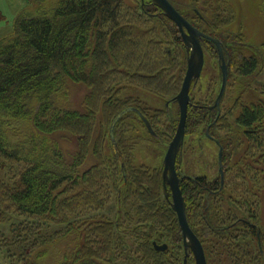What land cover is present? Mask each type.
Segmentation results:
<instances>
[{
  "label": "trees",
  "instance_id": "obj_1",
  "mask_svg": "<svg viewBox=\"0 0 264 264\" xmlns=\"http://www.w3.org/2000/svg\"><path fill=\"white\" fill-rule=\"evenodd\" d=\"M30 1L36 10L24 11L13 35L0 40V264H195L165 197L162 170L131 165L122 140L111 162L105 156L107 137L113 144L105 127L111 129L127 108L157 133L146 111L120 94L127 86L164 95L177 88L172 65L186 49L177 24L152 0ZM229 7L225 12H232ZM214 16L219 28L220 15ZM201 30L218 38L226 60L234 61L228 41ZM202 43L217 55L212 41ZM257 68L256 56L241 58L242 75ZM70 82L87 85L85 112L65 107ZM202 107L191 102L187 132L203 123ZM129 113L118 121L115 137ZM236 123L254 160L244 157L231 166V140L221 144L224 182L220 174L215 180L188 175L180 183L208 264H264V100L246 105ZM66 143L77 149L75 160L68 159ZM88 158L93 161L82 171ZM203 192L208 197L202 212ZM223 193L228 203L222 198L221 208L213 210V199ZM113 200L115 220L106 211L112 212ZM76 233L73 249H54L50 261H43L44 248ZM155 243L168 248L157 250Z\"/></svg>",
  "mask_w": 264,
  "mask_h": 264
},
{
  "label": "rangeland",
  "instance_id": "obj_2",
  "mask_svg": "<svg viewBox=\"0 0 264 264\" xmlns=\"http://www.w3.org/2000/svg\"><path fill=\"white\" fill-rule=\"evenodd\" d=\"M224 1L171 0L181 13L183 12L189 15L191 19H194L198 23L201 29L214 32L220 39H224L226 42L228 41L230 43L227 45L229 49L228 53L234 57L233 62L232 60L231 62L226 60L229 63L231 74L229 75L227 88L221 100L220 107H214L223 83L218 49L217 55H213L203 44L205 51L204 68L201 77L193 83L191 88V102L200 104L201 107L203 106L198 109L206 118L203 119V123L197 129L190 132H187L186 129L187 134L180 152L181 155L179 154L180 158L178 156L179 170L183 175L188 174L193 177L206 176L210 180L220 178L219 159L221 147L217 142L212 140L214 137L223 146L228 145L231 140L236 142L235 148L231 146L233 152L231 153V166L242 162L244 157H246L245 160L247 161L254 160L250 156V141L244 136V129L237 125L236 119L246 105L264 100V0ZM222 4H224V7ZM229 5L232 12H225V8ZM36 8L37 6L30 0H0V40L13 35L16 19L24 11L34 12ZM215 14H219L221 18L219 28L213 24ZM174 51L169 50L170 56H172V52ZM182 52V54L181 52L178 53L179 58L172 65V68L178 72L179 80L175 90L164 95L160 92H153L150 89L127 86V89L125 88L120 94V98L122 99L126 98L128 100L129 98L131 106L141 107L146 111L149 119L154 122V127L158 134H151L145 123L141 122L139 115L131 111L132 113L128 112V116L121 121L116 132V140H122L125 145L128 144L127 147L131 152V165L135 167L145 166L150 169H161L162 179L165 155L177 131L180 119L179 104L176 97L181 90L187 72L189 58L187 48ZM244 56H256L258 58V68L252 76L247 77L241 74L239 63ZM170 59H173V57H170ZM89 92L87 85L84 83L70 82L67 86L68 97L65 107L85 112L87 108L85 101ZM98 114H100V120H102L101 113ZM219 118H222L223 121L217 126ZM262 127H264V124H262ZM105 132L110 135L109 126L105 127ZM109 139L107 137L106 143L108 146L105 150V156L110 161V157L114 159V154H117V148L115 149L113 144H110ZM65 150L67 151L68 159H76L75 152L77 149H74L70 143L65 144ZM228 152L230 153L229 150ZM92 161L89 158L85 160L81 170H86ZM262 173V177L264 178V170ZM221 196L220 199L217 198L218 196L213 199L212 208L215 211L220 207V204H223L221 201L222 198H225L228 203L229 195L223 193ZM165 197L171 204L172 198H167L166 194ZM207 197L208 194L204 192L198 196V201L203 209L202 212L205 206L204 198ZM113 198L115 199V197ZM262 201V210L259 219L264 229V198ZM114 204L115 200H113V204L111 205L112 212H110L111 210L106 211L111 215V219L113 218L115 220L114 212H116L117 207ZM224 208L223 206L222 209L224 210ZM202 220L203 218L199 217L196 224L202 227ZM78 239L79 235L77 233L71 234L57 244L44 248L47 254L43 261L47 263L50 261L53 257L50 252L54 249L56 251L59 248L61 252L73 249Z\"/></svg>",
  "mask_w": 264,
  "mask_h": 264
},
{
  "label": "water",
  "instance_id": "obj_3",
  "mask_svg": "<svg viewBox=\"0 0 264 264\" xmlns=\"http://www.w3.org/2000/svg\"><path fill=\"white\" fill-rule=\"evenodd\" d=\"M158 7H160L166 16L174 21L182 35L184 44L189 52L187 72L184 77V81L181 90L176 97L180 109V119L177 127V131L169 144L167 153L164 159V172H163V186L167 198L171 195L172 208L178 215L180 227L182 230L184 246L186 251L190 250L195 258L196 264H208L204 246L191 228L187 213H186V202L181 190L182 178L178 174L177 170V159L181 152V149L185 142L186 136V125L188 119L189 106L191 104V88L195 81H197L202 74L205 64V51L202 40L208 39L212 41L218 49L220 66L223 74V83L221 91L217 97L214 107H220L221 100L225 94L228 78H229V63L226 61L224 49L221 41L200 28L192 24L171 2V0H152ZM136 110L135 108H127L122 111L113 121L110 129V135L113 142V146L117 148V140L115 137V127L118 121L128 112ZM149 129L153 132V128L150 123L146 121ZM210 136V135H209ZM223 147L221 146L220 152V169L222 175V182H224V171L222 162ZM124 173L125 169H124ZM170 189V192L168 191ZM157 250H166L167 244L158 245L155 243ZM185 259V264H186Z\"/></svg>",
  "mask_w": 264,
  "mask_h": 264
},
{
  "label": "flooded vegetation",
  "instance_id": "obj_4",
  "mask_svg": "<svg viewBox=\"0 0 264 264\" xmlns=\"http://www.w3.org/2000/svg\"><path fill=\"white\" fill-rule=\"evenodd\" d=\"M187 134V133H186ZM214 137V136H213ZM185 138H186V136H185ZM212 140H214L215 142H217V144L221 147V142L217 139V138H212ZM220 160V159H219ZM223 162V161H222ZM179 164V161H178V159H177V170H178V174H179V176L182 178V180L181 181H183V179L185 178V177H188V174L187 175H183L182 174V172L179 170V168H180V166L178 165ZM219 172H220V174H221V169H220V161H219ZM197 177V176H196ZM199 177H204V176H199ZM221 177H222V175H221ZM168 191L170 192V189H168ZM170 197H171V195H170Z\"/></svg>",
  "mask_w": 264,
  "mask_h": 264
}]
</instances>
